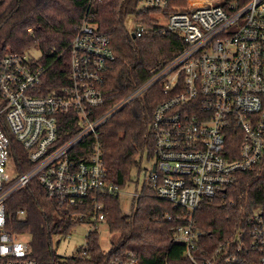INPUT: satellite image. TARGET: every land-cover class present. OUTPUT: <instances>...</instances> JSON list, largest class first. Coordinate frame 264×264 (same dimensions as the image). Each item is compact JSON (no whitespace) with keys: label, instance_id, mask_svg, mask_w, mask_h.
Masks as SVG:
<instances>
[{"label":"built area","instance_id":"2783aa9c","mask_svg":"<svg viewBox=\"0 0 264 264\" xmlns=\"http://www.w3.org/2000/svg\"><path fill=\"white\" fill-rule=\"evenodd\" d=\"M143 1L166 19L155 20L156 31L179 33L184 46L104 113L95 110L104 104L115 55L91 14L75 28L61 94H43L46 69L37 60L14 52L0 56V264H37L26 236L6 228L5 201L31 181L50 199L74 207L90 197L119 195L120 188L106 179L99 145L87 157L74 150L156 86L162 101L148 125L153 159L144 183L177 211L164 216L173 225L172 243L183 247L191 264H264L262 207L243 206L233 235L216 246L195 224L199 206L224 197L239 173L264 169V0ZM134 22L136 37L148 31L142 21ZM61 117L77 124L64 142ZM25 164L29 168L22 171ZM103 209L94 204L90 221L96 229L104 222ZM110 264H138L137 255L128 252Z\"/></svg>","mask_w":264,"mask_h":264},{"label":"trees","instance_id":"16d2710c","mask_svg":"<svg viewBox=\"0 0 264 264\" xmlns=\"http://www.w3.org/2000/svg\"><path fill=\"white\" fill-rule=\"evenodd\" d=\"M142 1L0 0V56L8 52L26 55L37 47L41 53L37 62L46 69L43 94H61L67 86V51L75 28L86 13L91 14L98 30L109 36L115 55L103 88L104 104L95 110L96 114L104 113L143 83L151 69L171 59L184 46L179 33L156 31L154 17L159 12L139 9ZM129 16L145 23L148 31L132 38L133 31L125 26ZM157 89L152 88L115 113L74 150L87 157L98 144L106 179L120 189L130 181L134 169L140 170L145 156L153 159L148 125L155 106L162 101ZM61 120L59 142H64L75 134L77 124L69 122L68 117ZM19 155L25 161V153ZM28 168L25 164L22 171ZM225 194L216 201L203 202L195 212L196 227L213 246L233 235L243 206L264 209V169L258 174L239 173ZM96 202L103 205L104 223L113 237L107 250L101 246L97 222L90 221ZM5 213L7 230L27 237L30 255L37 264H110L115 259L123 261L128 252L137 255L138 264H191L183 255V247L172 243L173 225L164 218L177 211L146 185L134 198L131 213L124 215L118 196L90 197L74 207L50 199L33 180L5 201ZM78 213L86 214V218L76 220ZM89 222L93 227L85 236V255L78 253L61 261L51 248V237L68 236L75 227Z\"/></svg>","mask_w":264,"mask_h":264},{"label":"rangeland","instance_id":"374dc122","mask_svg":"<svg viewBox=\"0 0 264 264\" xmlns=\"http://www.w3.org/2000/svg\"><path fill=\"white\" fill-rule=\"evenodd\" d=\"M146 7L144 1L139 4V9ZM155 20H158L161 24H165L166 19L155 15ZM125 26L129 31H133L135 28V22L132 16H129L125 21ZM27 58L32 60H38L41 56V53L37 47L31 48L27 54ZM152 167L151 159L148 160L147 157L141 161L140 170L134 169L130 174V181L125 185L124 188L119 191V206L122 214L129 215L131 213L134 195H139L141 189L145 185V176L147 171ZM99 233H100V243L103 249L107 250L110 247V241L113 239L111 234L108 231L107 225L103 222L100 223ZM88 224H82L73 229L72 233L68 236H59L53 235L51 237V248L55 255L61 260L64 261L69 257L76 256L80 249L85 245V235L90 230ZM27 239V237H23ZM28 240V239H27Z\"/></svg>","mask_w":264,"mask_h":264},{"label":"water","instance_id":"95a60500","mask_svg":"<svg viewBox=\"0 0 264 264\" xmlns=\"http://www.w3.org/2000/svg\"><path fill=\"white\" fill-rule=\"evenodd\" d=\"M132 38H135V35L134 34H132Z\"/></svg>","mask_w":264,"mask_h":264}]
</instances>
